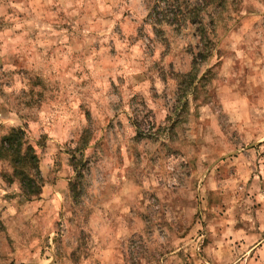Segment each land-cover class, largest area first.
Instances as JSON below:
<instances>
[{"label": "rangeland", "instance_id": "rangeland-1", "mask_svg": "<svg viewBox=\"0 0 264 264\" xmlns=\"http://www.w3.org/2000/svg\"><path fill=\"white\" fill-rule=\"evenodd\" d=\"M216 1L0 0V264H264V0Z\"/></svg>", "mask_w": 264, "mask_h": 264}, {"label": "trees", "instance_id": "trees-1", "mask_svg": "<svg viewBox=\"0 0 264 264\" xmlns=\"http://www.w3.org/2000/svg\"><path fill=\"white\" fill-rule=\"evenodd\" d=\"M210 3L209 1V4ZM200 11L201 8L198 4H195L193 9L188 10L189 16L195 18L192 24H197L198 19H196V17L199 15ZM181 12H183V10H181V5H177L174 14L180 15ZM200 29L203 34L206 33L205 28ZM205 50L200 53L201 56L209 54L205 53ZM24 138L25 133L22 130H11L10 134L3 139L0 146V159L4 157L10 158V163L14 168V176L19 180L22 192L25 196L30 198L40 197L44 187V180L39 167V157L35 149L24 141Z\"/></svg>", "mask_w": 264, "mask_h": 264}, {"label": "crops", "instance_id": "crops-1", "mask_svg": "<svg viewBox=\"0 0 264 264\" xmlns=\"http://www.w3.org/2000/svg\"><path fill=\"white\" fill-rule=\"evenodd\" d=\"M0 177H1V176H0ZM0 183H1V178H0ZM261 216L264 217L263 214H262ZM261 228H262V229H261ZM261 228H260V229L263 230L264 227L261 226Z\"/></svg>", "mask_w": 264, "mask_h": 264}]
</instances>
